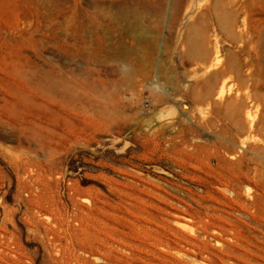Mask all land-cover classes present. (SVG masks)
Wrapping results in <instances>:
<instances>
[{
    "label": "rangeland",
    "instance_id": "374dc122",
    "mask_svg": "<svg viewBox=\"0 0 264 264\" xmlns=\"http://www.w3.org/2000/svg\"><path fill=\"white\" fill-rule=\"evenodd\" d=\"M0 264H264V0H0Z\"/></svg>",
    "mask_w": 264,
    "mask_h": 264
},
{
    "label": "built area",
    "instance_id": "2783aa9c",
    "mask_svg": "<svg viewBox=\"0 0 264 264\" xmlns=\"http://www.w3.org/2000/svg\"><path fill=\"white\" fill-rule=\"evenodd\" d=\"M142 111L146 115H149L151 113L150 102L148 99H144L142 101Z\"/></svg>",
    "mask_w": 264,
    "mask_h": 264
},
{
    "label": "bare ground",
    "instance_id": "6f19581e",
    "mask_svg": "<svg viewBox=\"0 0 264 264\" xmlns=\"http://www.w3.org/2000/svg\"><path fill=\"white\" fill-rule=\"evenodd\" d=\"M195 51H196V50H195ZM196 53H197V52H196ZM221 90H222V89H221ZM221 90L218 91V95H220V96L222 95V92H223V91H221Z\"/></svg>",
    "mask_w": 264,
    "mask_h": 264
}]
</instances>
